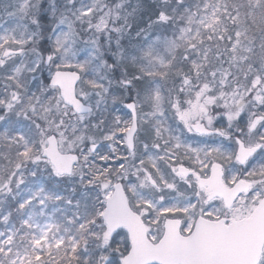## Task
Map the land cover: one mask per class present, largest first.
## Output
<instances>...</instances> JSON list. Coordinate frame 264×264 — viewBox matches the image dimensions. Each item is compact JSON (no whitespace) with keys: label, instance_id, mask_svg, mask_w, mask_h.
Listing matches in <instances>:
<instances>
[{"label":"snow or ice","instance_id":"6c2138e0","mask_svg":"<svg viewBox=\"0 0 264 264\" xmlns=\"http://www.w3.org/2000/svg\"><path fill=\"white\" fill-rule=\"evenodd\" d=\"M0 264H264V0H0Z\"/></svg>","mask_w":264,"mask_h":264},{"label":"rangeland","instance_id":"374dc122","mask_svg":"<svg viewBox=\"0 0 264 264\" xmlns=\"http://www.w3.org/2000/svg\"><path fill=\"white\" fill-rule=\"evenodd\" d=\"M7 21V17L0 18V25L5 24Z\"/></svg>","mask_w":264,"mask_h":264}]
</instances>
